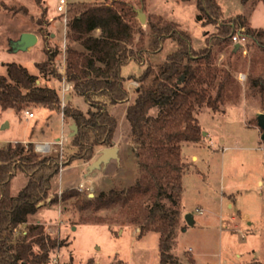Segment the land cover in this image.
Segmentation results:
<instances>
[{
  "label": "rangeland",
  "instance_id": "obj_1",
  "mask_svg": "<svg viewBox=\"0 0 264 264\" xmlns=\"http://www.w3.org/2000/svg\"><path fill=\"white\" fill-rule=\"evenodd\" d=\"M57 1L0 0V74L7 75V63L15 61L26 66L29 72L38 74L41 77V83L36 81L38 84L54 87L61 95L62 87L68 82L70 89L65 91L61 107L70 104L88 116L89 104L78 91L87 79L82 71L87 50L78 40L69 37V22L93 4L107 0H69L66 23L56 9ZM126 1L135 9L143 8L145 31H148V16L162 14L178 22L190 34L194 47L203 46L205 34L216 30V24L202 25L196 20V0H146L143 5L140 0ZM217 2L222 10L221 20L240 17L236 30L238 54L231 53L236 43L233 38L226 51L211 46L214 63L228 68L238 79L239 101L222 104L223 112L213 113L208 107H203L196 113L207 133L200 142H184L181 147L184 162L182 218L170 240L171 251L181 264H187L191 258H194L192 264H264V140L257 119V114L264 112V89L251 86L249 81V75L253 73V55L262 53L256 40L264 29V0ZM136 18L139 20L137 15ZM25 31L37 34L36 43L26 49L14 50L11 42L19 39ZM98 32V29L94 30V33ZM46 42L58 49L55 63L62 73L61 78L50 75L47 79L38 72L36 62L47 57L43 50ZM176 47V41L167 38L162 49L150 55V62H162ZM143 68L135 60L122 66L126 90H118L120 101L108 105V111L117 119L116 137L119 138L122 155L120 163L112 161L86 172V163L96 159L104 146L98 147L87 162L74 159L62 166L54 181L56 188L47 197L52 199L58 195V200L41 202L45 205L41 208V217L48 222L47 231L62 241L47 264H57L54 261L57 250L63 254L58 264H82L89 257L100 264H160L158 232L148 231L137 236L138 229L129 223L76 222L78 209L71 205L70 200L59 199V186L63 194L65 189H77L81 181L85 185L91 184L89 189H77L88 197H91L90 193L108 189L120 180L126 186L134 184L138 173L137 144L132 139L131 124L124 114L125 103L131 102L136 95L135 76L140 75ZM97 85L107 86L108 83L98 79ZM111 87L117 90L115 84ZM26 110H32L34 116L29 117ZM152 111L155 113L156 109ZM64 117L71 118V121L64 122ZM73 122V118L64 116L62 111L41 105H25L19 111L0 106V147L8 141L26 138L34 145L51 141V151L63 149L71 138L67 123ZM62 125L64 130L61 131ZM62 132L66 134L63 142H56V137ZM193 154L197 157H192ZM27 180L25 172L18 170L10 181L11 194H17ZM229 200L232 207L228 206ZM102 213L108 214V210ZM186 213L192 214L193 224L184 219Z\"/></svg>",
  "mask_w": 264,
  "mask_h": 264
},
{
  "label": "trees",
  "instance_id": "obj_2",
  "mask_svg": "<svg viewBox=\"0 0 264 264\" xmlns=\"http://www.w3.org/2000/svg\"><path fill=\"white\" fill-rule=\"evenodd\" d=\"M145 2L140 0L141 5ZM196 7L197 21L202 25L216 24V30L205 34V44L200 47L192 45L190 34L178 22L162 14H150L145 31L136 18L134 5L126 0L95 3L73 17L69 37L87 50L82 70L87 79L78 91L89 104L88 116L70 104L61 107L60 93L38 84L39 75L29 72L26 66L15 61L7 63V75L0 74L3 109L19 111L25 105L58 109L73 118L77 132L63 149L46 153L36 150L32 141H8L0 147V264H47L62 244L47 231L44 222L29 218L56 188L54 181L62 166L74 159L88 161L98 147L115 144L117 119L108 111V105L120 101L118 90H126L121 68L130 60L144 67L135 76L136 95L125 110L137 144L135 182L126 186L120 180L91 197L82 195L78 188H69L61 198L70 200L78 209L76 222L129 223L139 235L158 232L160 264H181L171 251L170 240L182 218V144L200 142L206 135L196 116L198 110L208 107L221 111L222 104H236L240 95L238 79L211 58V46L226 51L237 33L240 17L221 20L217 0H196ZM96 29L98 33H94ZM167 38L175 40L177 47L162 62L151 63L150 55L160 51ZM256 44L262 53L253 55L249 81L251 86L264 89V29ZM238 49L234 43L231 53L238 54ZM43 50L46 59L36 62L40 74L61 78L55 63L57 47L46 42ZM98 79L108 85L99 87ZM111 84L117 86L116 91ZM18 170L24 171L28 180L17 194H11L10 181ZM50 200L56 202L58 195ZM187 262L192 264L194 258ZM82 264L100 263L90 257Z\"/></svg>",
  "mask_w": 264,
  "mask_h": 264
},
{
  "label": "water",
  "instance_id": "obj_3",
  "mask_svg": "<svg viewBox=\"0 0 264 264\" xmlns=\"http://www.w3.org/2000/svg\"><path fill=\"white\" fill-rule=\"evenodd\" d=\"M136 12H137V17L139 18V20L142 23L145 22L146 15L143 11V8L142 7L137 8ZM37 38L38 36L36 33L31 32V31H25L20 35L19 39L12 41L11 45L14 50L26 49L27 47L36 43ZM235 47H239V42L235 43ZM37 82H39V80H37ZM257 119H258V125L260 128H262V131H263L261 138L264 140V112H259L257 114ZM70 129H71L70 136H73L77 132L76 123H71ZM116 150H117L116 145L103 147L98 157L94 159L93 161H91L89 165L90 169L99 168L103 163H106L112 155L116 156ZM92 195L93 193H90V196ZM184 218L188 224H193L194 219L191 213H186L184 215Z\"/></svg>",
  "mask_w": 264,
  "mask_h": 264
},
{
  "label": "built area",
  "instance_id": "obj_4",
  "mask_svg": "<svg viewBox=\"0 0 264 264\" xmlns=\"http://www.w3.org/2000/svg\"><path fill=\"white\" fill-rule=\"evenodd\" d=\"M69 6H70L69 0H58L57 1L56 9L60 12V14L63 15V20H64L65 23L68 21ZM232 38H233L234 42H237V34H234L232 36ZM136 83H137V81H136ZM68 89H70V85L68 84V82H66L64 87H62V89H61L62 94L64 95L65 91H67ZM26 114L29 117H32L34 115V112L32 110H26ZM64 138H65V136L61 135L57 139L56 142L62 143ZM51 148H52L51 141L37 142L35 144V149L38 150V151H41V152H45V153L46 152H50ZM90 187H91V184L85 185L84 182L81 181L77 188L78 189H82V188H88L89 189ZM60 197H61V189L59 191V199H60ZM46 199L48 200V202L50 201V197L49 198L46 197L44 200H46ZM57 247H59V245ZM61 256H63V254L60 251L57 250L55 252V254H54V261L57 262V264L59 263V260H60Z\"/></svg>",
  "mask_w": 264,
  "mask_h": 264
},
{
  "label": "crops",
  "instance_id": "obj_5",
  "mask_svg": "<svg viewBox=\"0 0 264 264\" xmlns=\"http://www.w3.org/2000/svg\"><path fill=\"white\" fill-rule=\"evenodd\" d=\"M86 54V53H85ZM39 72V71H38ZM38 75V74H37ZM38 80H39V82L41 83V77L40 78H38ZM54 88V87H53ZM69 90V89H68ZM59 91V90H58ZM69 92V91H68ZM61 95V94H60ZM65 95V94H64ZM64 95L62 96L61 95V99H62V101L64 100ZM65 102V101H64ZM128 104V102H126L125 103V110H126V105ZM225 106V105H224ZM223 111H225V108L223 107V110H221V111H219V112H223ZM213 113H215V112H213ZM34 116V115H33ZM32 116V117H33ZM124 117H125V114H124ZM64 122H70L71 121V118H65L64 117ZM74 123V122H73ZM64 125V124H63ZM63 125H62V127H61V131L62 130H64V128H63ZM70 125H71V123H67V126L69 127V129H70ZM254 127V126H253ZM260 131V130H259ZM261 132V131H260ZM70 132H68V134H69ZM207 133V132H206ZM66 135L65 133H61L60 134V136L61 135ZM60 136H58V137H56L57 139L60 137ZM21 140H23V141H29L30 139H26V138H22ZM114 140H115V144L114 145H116V147H117V150H116V156H111L110 158H109V160L106 162V163H103L101 166L103 167V166H106V165H108L110 162H112V161H115V162H119L120 163V161H121V158H122V155H121V147H120V143H119V138L118 137H116V131H115V135H114ZM194 156H196L197 157V155L196 154H193L192 155V157H194ZM85 162H87V161H85ZM89 165H90V163L88 164V163H86V172H87V170L89 169V170H91L90 169V167H89ZM100 166V167H101ZM99 167V168H100ZM59 189H61L60 188V186H59ZM62 190V189H61ZM43 206H45L44 205V203H42L41 204V206H40V208L38 209V211L35 213V214H33V215H31L30 216V218H32V219H30V220H33V221H41V222H44L45 223V225L47 224L48 225V222L46 221V220H43V218L41 217V208L43 207ZM228 206H233V203L229 200L228 201ZM200 211H201V209H200ZM185 219V218H184ZM61 224V223H60ZM59 227V226H58ZM74 228V227H73ZM134 230V229H133ZM134 232H135V230H134ZM147 233V232H146ZM137 236H141V235H139V233L137 232ZM158 252H159V250H158ZM90 258V257H89ZM93 258V257H92ZM159 262H160V260H159Z\"/></svg>",
  "mask_w": 264,
  "mask_h": 264
}]
</instances>
